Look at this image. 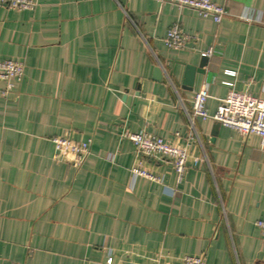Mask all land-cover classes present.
Here are the masks:
<instances>
[{"label": "crops", "instance_id": "obj_1", "mask_svg": "<svg viewBox=\"0 0 264 264\" xmlns=\"http://www.w3.org/2000/svg\"><path fill=\"white\" fill-rule=\"evenodd\" d=\"M36 1L0 3V58L25 67L8 95L0 81V264H264L258 135L196 117L181 180L146 162L162 182L133 177L123 136L184 145L201 88L212 114L232 88L264 96V0H214L220 23L162 0ZM175 22L196 36L181 49ZM57 135L91 140L81 166L55 159Z\"/></svg>", "mask_w": 264, "mask_h": 264}, {"label": "built area", "instance_id": "obj_2", "mask_svg": "<svg viewBox=\"0 0 264 264\" xmlns=\"http://www.w3.org/2000/svg\"><path fill=\"white\" fill-rule=\"evenodd\" d=\"M180 7H186L198 12L203 16H211L220 23L227 14L224 5L214 0H162ZM0 3L10 8L33 9L36 0H0ZM195 35L186 33L178 22L173 23L164 38L169 48L181 49L188 46L195 39ZM213 48L210 47L203 52L204 56H211ZM24 63L13 59L0 58V81H4V95L14 87V81L22 77ZM264 92V86H263ZM210 93L206 87L198 90L192 100V112L189 117V134L184 145L172 142L160 135L146 130L138 132L125 131L123 136L130 139L135 146V162L131 168L133 177H146L153 181L162 182L161 177L156 175L147 165V161H163L172 166L178 173L179 180L182 179L188 160L191 158L190 145L192 141L199 139L195 128V118L213 120L223 126L238 131L242 136L258 135L261 139V150L264 153V96H256L248 91L230 89L228 94L220 99L215 113H209L207 100ZM179 136V133H176ZM55 145V159L66 161L76 167L81 166L91 152V140H74L70 136L57 135L52 137ZM110 158H113L111 155ZM198 160L195 159V162ZM256 225L264 236V218L258 219ZM111 256L107 264L112 263ZM183 264H205L204 255H185Z\"/></svg>", "mask_w": 264, "mask_h": 264}]
</instances>
